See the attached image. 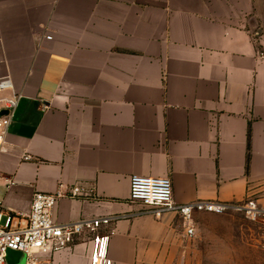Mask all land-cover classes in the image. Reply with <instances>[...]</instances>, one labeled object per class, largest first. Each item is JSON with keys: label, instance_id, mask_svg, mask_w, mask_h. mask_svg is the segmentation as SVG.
I'll return each instance as SVG.
<instances>
[{"label": "crops", "instance_id": "obj_1", "mask_svg": "<svg viewBox=\"0 0 264 264\" xmlns=\"http://www.w3.org/2000/svg\"><path fill=\"white\" fill-rule=\"evenodd\" d=\"M5 76L23 93L0 146L8 210L27 215L35 192L61 191L60 223L134 213L135 174L171 177L178 203L264 210V0H0ZM180 224L120 219L113 264H169ZM90 254L81 242L41 264Z\"/></svg>", "mask_w": 264, "mask_h": 264}, {"label": "built area", "instance_id": "obj_2", "mask_svg": "<svg viewBox=\"0 0 264 264\" xmlns=\"http://www.w3.org/2000/svg\"><path fill=\"white\" fill-rule=\"evenodd\" d=\"M22 97L23 93L15 89L11 76L0 77V146L5 143ZM25 159H29V156L26 155ZM83 192L84 188L77 184L72 187L70 195L78 196ZM64 195L61 191L35 192L27 215L14 213L0 202V264H7L9 250L23 252L27 258L26 264H41L42 257L52 256L81 242L91 244L90 264H113L109 255L113 226L120 219L135 215L159 218L165 213H175L183 220L189 238L196 235V213L225 214L240 211L254 219L264 215V210L251 198L243 203L213 200L178 203L169 176L133 175L129 201L142 209L130 214H112L60 223L54 218L53 210Z\"/></svg>", "mask_w": 264, "mask_h": 264}, {"label": "rangeland", "instance_id": "obj_3", "mask_svg": "<svg viewBox=\"0 0 264 264\" xmlns=\"http://www.w3.org/2000/svg\"><path fill=\"white\" fill-rule=\"evenodd\" d=\"M195 222L196 235L189 238L180 218L169 264H264V215L254 219L240 211L202 212Z\"/></svg>", "mask_w": 264, "mask_h": 264}, {"label": "water", "instance_id": "obj_4", "mask_svg": "<svg viewBox=\"0 0 264 264\" xmlns=\"http://www.w3.org/2000/svg\"><path fill=\"white\" fill-rule=\"evenodd\" d=\"M9 254H10V256H16L17 255V256H20V258H21L23 253L20 251L9 250Z\"/></svg>", "mask_w": 264, "mask_h": 264}]
</instances>
